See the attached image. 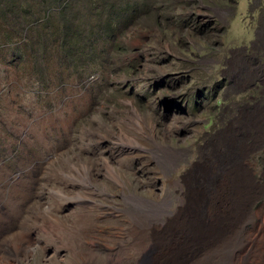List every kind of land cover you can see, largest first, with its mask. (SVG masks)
Segmentation results:
<instances>
[{"label": "rangeland", "instance_id": "obj_1", "mask_svg": "<svg viewBox=\"0 0 264 264\" xmlns=\"http://www.w3.org/2000/svg\"><path fill=\"white\" fill-rule=\"evenodd\" d=\"M115 13L104 34L76 21L99 40L69 59L0 35V264H158L163 247L165 264H264L245 259L264 238V0ZM221 202L241 215L229 238Z\"/></svg>", "mask_w": 264, "mask_h": 264}, {"label": "trees", "instance_id": "obj_2", "mask_svg": "<svg viewBox=\"0 0 264 264\" xmlns=\"http://www.w3.org/2000/svg\"><path fill=\"white\" fill-rule=\"evenodd\" d=\"M118 1L0 0L1 40L10 43L9 51H22L30 60L36 54L43 56L54 42L66 59H69L76 52L72 46L78 47L83 41L82 49L91 50L94 41L99 40L93 39V31L80 39L83 32L74 23L83 18H91V25L100 26L106 17L102 28L103 34L106 33L116 19L115 8Z\"/></svg>", "mask_w": 264, "mask_h": 264}, {"label": "bare ground", "instance_id": "obj_3", "mask_svg": "<svg viewBox=\"0 0 264 264\" xmlns=\"http://www.w3.org/2000/svg\"><path fill=\"white\" fill-rule=\"evenodd\" d=\"M109 170H110V168H109ZM112 175L113 174H111V177H112ZM116 176L115 177L113 176V177L117 181ZM205 181H206L205 182L206 189L204 188L205 191L207 192L208 189L212 188L211 191L215 192L214 191L215 188H213V186H212L211 179H207ZM223 190H224V188L220 187V191L223 192ZM55 196L60 201V203L64 204V205L72 204V203H78V202H80V203L84 202V199L79 198V197L78 198H69V197H67V196H65L63 194H55ZM4 203L9 204V201L6 199ZM228 206L229 207L226 208V203L221 202V206L219 207V209L216 212L213 211V209L211 207H209V215L211 216L212 220L215 221L216 224H221V222L225 221V220L228 222V224L234 222L233 226L228 225V227L225 230H223L224 231L223 237H228L229 238L234 231H237L240 228L239 225H240V222H241V215L238 212V210H236V209H239V208H235L234 209V208H232V206L230 204ZM197 211H198V213L200 215L199 216V220L201 219V217L203 215H207L208 216L207 209H205L204 202L203 203L202 202L199 203V205L197 207ZM11 213L16 215V216L18 215V212L16 211V209H13L11 211ZM245 218H246V221H249L251 219L249 217V215L245 216ZM187 225H189V224H187ZM262 225H263V228H264V218H262ZM213 246H217V245L215 244ZM165 250H166V247H163L160 250V253L162 254V257L159 258L158 264H165V259H167V252ZM251 256H253V257L250 258ZM245 259H264V238L260 241L259 245H257L255 247V250H253V252H250V249L247 250V256L245 257ZM170 264H175V263L173 262V263H170Z\"/></svg>", "mask_w": 264, "mask_h": 264}]
</instances>
